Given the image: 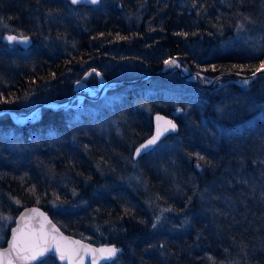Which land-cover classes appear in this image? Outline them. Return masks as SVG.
Wrapping results in <instances>:
<instances>
[{
  "label": "trees",
  "instance_id": "1",
  "mask_svg": "<svg viewBox=\"0 0 264 264\" xmlns=\"http://www.w3.org/2000/svg\"><path fill=\"white\" fill-rule=\"evenodd\" d=\"M100 1L0 0V108L66 101L88 72L134 80L179 55L209 76L251 74L264 64V0ZM5 34L31 42L4 41ZM238 80L201 86L168 68L85 97L83 107L44 106L39 120L18 124L1 113L0 136L15 139L0 140V183L22 203L0 246L23 206L36 203L62 230L121 246L106 264H264V252L251 249L254 238L264 240V194L256 193L264 191V71L248 85ZM159 112L175 117L178 132L135 157ZM118 152L123 159L113 158ZM151 154L162 162H147ZM124 163L122 175L106 171ZM151 164L178 168L183 179L164 178L159 191ZM137 175L151 181L144 194L131 190ZM93 215L117 223L101 226ZM153 219L160 226L151 231L145 223ZM89 229L98 237L81 231Z\"/></svg>",
  "mask_w": 264,
  "mask_h": 264
},
{
  "label": "water",
  "instance_id": "2",
  "mask_svg": "<svg viewBox=\"0 0 264 264\" xmlns=\"http://www.w3.org/2000/svg\"><path fill=\"white\" fill-rule=\"evenodd\" d=\"M71 2V0H69ZM101 1L98 0L97 3H91L90 0H80L79 3H76L75 5H79V4H84V5H95L100 3ZM9 36H13L16 37V41L20 42L23 46L27 47V45L30 44L31 39L30 37L26 36H17L15 35H11V34H5L3 37L4 41H9L7 38ZM12 40V41H15ZM168 61H175L176 66L173 68L174 70H177L178 73H180V75L189 80V81H194L198 84H200L201 86H207V87H212L214 84H217V82H219L220 80L223 79V77L226 76H235L237 78H245V77H255V75H257L258 73L264 71V67H260L258 68L254 73L251 74H242L240 72L234 71V72H223L220 74H217L215 76L212 77H208L205 74H203L202 72H196V71H189L188 69L184 68L182 66V64L180 62H178L176 59L169 57L165 62L164 65L158 69L157 71H148L143 77L141 78H136L134 80H105L104 83L101 86L100 91H98L97 93L94 94H87V97L90 99H94V98H98L102 95V93L109 87V86H115L118 83H126V82H136L137 80H141L144 78H147V76L150 75H157L158 73H163L167 68L168 65H170V63H166ZM199 74V75H197ZM209 79V81L206 80ZM75 94V91H73V93L71 94V96L67 99V101H69L72 96ZM51 102H58L57 100H52ZM51 102H41L40 104H37L35 106H33L28 113L26 112H16L13 111L11 109H0V112H10L13 115H24L27 116L29 115V113H32L38 109H40V107L42 106H47L49 104H51ZM159 117V119H157ZM154 126H153V132L152 134L145 139V141H143L139 147L137 149H141L140 150V154H143L147 151H149L151 148H153L154 146L157 145V143H159L161 141L162 138L170 135L171 133H175L178 132L179 128H178V122L175 119V117L172 116H167L162 112L156 113L154 115ZM171 122V123H169ZM172 125H175V128L172 127ZM159 132V136L156 139L155 144L149 145L147 148H142V145L147 144V142L149 140H151L153 137H157V133ZM136 149V150H137ZM135 150V151H136ZM136 155L135 153V157L140 156ZM35 209L36 211L33 212L32 210ZM43 215H40V214ZM23 218V219H22ZM46 218V219H45ZM16 223L13 225V227L10 230V236L8 237L7 241L5 242V245L0 246V253H5L9 250L10 247V242L12 241L13 238V233L14 231H16L17 229H21L23 230L25 233L29 232V231H38L40 226L43 225V228L46 232L52 233L53 229L58 230V232L52 233L54 235L63 237V238H67V241L71 242V241H78L81 245H86L88 246L90 249H96L99 250L101 248H116L118 249L117 253L115 254V256H112L109 258L107 253H100L99 251L96 252H89L88 254H83L82 255V264H105L108 262H111L113 259H115L118 254L122 251V248L118 245H116L115 243L111 242L108 244H103L100 243V245L98 244H94L91 241H87L84 240L82 238H80L79 236H74L71 233L65 232L64 230H62V228L59 226V224L52 219L50 213L48 212L47 209H43L41 206L37 205V204H33V205H25L23 206V208L21 209V211L19 212V214L16 217ZM76 247V246H74ZM55 255L56 259H58L60 261V263L62 264H81L80 258L79 257H74L72 260H61L59 259V255L57 253L54 252H47L45 253L44 256L42 257H38L36 260L34 261H28V262H22V264H36V262L44 259L47 255ZM0 264H3V261L0 260ZM14 264H18V262L14 261Z\"/></svg>",
  "mask_w": 264,
  "mask_h": 264
},
{
  "label": "rangeland",
  "instance_id": "3",
  "mask_svg": "<svg viewBox=\"0 0 264 264\" xmlns=\"http://www.w3.org/2000/svg\"><path fill=\"white\" fill-rule=\"evenodd\" d=\"M172 58H174V59H176L178 62H180L181 64H182V66L184 67V68H186V69H188L189 70V67H188V65H187V63L184 61V59L179 55V56H175V57H172ZM176 66V63L175 64H170V65H168V68H171V67H175ZM167 68V69H168ZM205 74V73H204ZM93 75H95L96 77H97V83H93V84H91L90 83V81L91 80H93ZM206 76H208V77H212V76H209V75H207V74H205ZM245 79H249L248 77H245ZM245 79H240V80H238L237 82L239 83V84H241V85H248L249 83H250V81H248V83L247 84H245V83H243V81H247V80H245ZM105 80H107L105 77H102L101 76V74L97 71V70H93L92 72H88L86 75H85V77H84V79H82V81H77L76 83H75V85H74V87H73V91H75L76 90V88H78L79 89V91L80 92H84V93H86V94H91V93H97L98 91H100V89H101V86H102V84L104 83V81ZM206 80L207 81H209V79H207V77H206ZM221 81V80H220ZM219 81V82H220ZM82 83L83 82V85L81 86V87H78V83ZM218 83V82H217ZM111 87H114V86H109L103 93H102V95L109 89V88H111ZM101 95V96H102ZM100 96V97H101ZM99 98V97H98ZM95 99H97V98H95ZM84 101H86V98H84V96L83 97H80V95H73L72 96V98L69 100V101H61V102H51V104H49V105H47V106H45V107H49V108H55V109H57V108H59V109H62V108H66V109H68V108H73L74 106L75 107H83V103H84ZM37 105V104H36ZM42 107H44V106H42ZM42 107H40V109H38V110H36V111H34V112H32V113H29V115H27V116H24V115H19V116H17V115H13L12 113H9L11 116H10V118L15 122V123H25V122H30V121H35V120H39L40 119V116L42 115V112H41V108ZM2 113H7V112H2ZM1 114V113H0ZM1 133H5V136H3V137H1L0 136V140H1V142H3L2 141V139H7V138H9V137H11L9 140L10 141H12V140H14L15 138H12L14 135H12L11 134V132H9V133H6V132H1ZM50 135H45L44 137H46V138H48ZM5 137V138H4ZM19 138V137H18ZM18 138H16V139H18ZM8 140V141H9ZM252 140L251 139H248L247 140V142H246V144H244V145H242V147H247V144H248V142H251ZM46 146V145H45ZM126 148H128V146H126ZM240 148V147H239ZM239 148H237V150L239 151ZM254 148L255 147H250V150H251V153H254L255 152V150H254ZM164 149V146H162L159 150H157V151H161V150H163ZM133 150V149H132ZM136 153V152H135ZM173 153H176V152H174L173 150L171 151L170 150V153L168 154V155H172ZM114 155V154H113ZM185 155V154H184ZM123 156H124V154H121V153H117L113 158L114 159H116V160H118V159H123ZM153 157H155L154 156V154H151L149 157H147V158H145V159H149V161H147V162H150L151 163V161L153 162V163H159V162H162V160L161 161H155V158H153ZM33 159L35 160V161H38L39 159L36 157V154H34L33 155ZM145 159H143V160H145ZM41 162V161H40ZM114 163H116L115 161H114ZM43 164V163H42ZM116 164H118V163H116ZM202 164H205V162H203ZM151 166H152V168H154V171H152L153 173H154V175H158L157 177L155 176L154 178H152V183H153V185L155 186V188H158L159 189V191L161 190V188L163 187V185H165L166 184V182H165V180H164V178L166 179H168V178H172V180L174 179V180H177V179H183V176H181L180 175V172H179V169L177 168L176 170H174V168L172 169V166H170L171 167V169L170 170H168V168H169V166H168V168H167V170H165V167H164V165H159L158 167H155V165L154 164H151ZM179 167H181L182 166V161H180V163H179V165H178ZM155 170H156V172H159V174H157L156 172H155ZM106 171L108 172V171H110V172H113V173H116V175L117 176H119V175H122V172H124V171H127V164L126 163H124L123 165H118L117 167H115V168H110V167H108V168H106ZM146 171V170H145ZM147 172L149 173V174H151L152 172H149V170H147ZM148 173H147V175H148ZM45 174H46V176H48L49 175V172H48V170H46L45 171ZM146 175V176H147ZM131 176V175H130ZM130 176H128L126 179H127V183H129V178H130ZM52 179H54L53 177H51ZM120 178V177H119ZM149 181V182H148ZM136 182V183H135ZM140 182V183H139ZM142 182V183H141ZM150 180L147 178V177H145L143 180H142V178L140 177V175H137V176H135L134 177V179H133V182H132V184H133V186L135 187L134 189H131L132 191H134V192H136V193H138V194H144V193H142L144 190L146 191H148V190H150L149 189V187L151 186L152 187V184H150ZM65 187V186H64ZM155 190H157V189H155ZM256 193H262V194H264V191H261V189H256ZM170 194V193H169ZM146 195V194H145ZM159 195V194H158ZM161 195V194H160ZM166 195H168V194H165V196ZM152 196H154V198H153V200L156 198V197H159V196H156V193H155V191L153 190L152 192H151V197ZM164 196V197H165ZM161 197H162V195H161ZM156 200V199H155ZM21 201L20 200H18V199H16L15 197H12L11 195H9V193H8V190L6 189V187L4 186V185H2L1 183H0V217H6L7 219H0V240H2V239H4V237L6 236V232H7V229H8V227H9V225H10V219H12V217H13V215L17 212V210H18V208L20 207V205H21ZM47 204L49 205V207L54 211V212H57V214L58 215H61L62 214V212L58 209V207H60L59 205H56V204H51V202H49V201H47ZM51 205V206H50ZM58 215H56L57 216V218H59L58 217ZM158 216V215H157ZM160 216L161 215H159V218H160ZM115 217V216H114ZM156 217V216H155ZM89 218V217H88ZM93 218L96 220V221H99V220H101V218H102V221H103V223H101V226H106V223H109V224H112V225H116V220L114 219V218H108V217H106V215H103L101 218L100 217H98L97 215H93ZM67 219V218H66ZM79 221L78 222H85L86 220H88V219H82L81 217H79V218H77ZM95 220H93V222H95ZM91 221H92V219H91ZM90 221V223H92ZM65 222V221H64ZM148 223H145V226L149 229V230H151V231H154L155 230V228H156V226H160V224H157V221L156 220H151V221H147ZM65 223H67V222H65ZM70 223H74V221H69L68 222V224L73 228V225L72 224H70ZM97 225L99 224L98 222H95ZM153 225H155V227H153ZM74 230H77L78 231V229H75V228H73ZM83 233H85L86 231H83V230H81ZM111 234H114L113 232H111ZM168 235V234H167ZM100 236H102V237H107L105 234H103V235H100ZM166 236V235H165ZM115 237V236H114ZM113 237V238H114ZM140 238L142 237V236H139ZM143 238L145 239V240H147L148 239V237H145L144 235H143ZM89 239V238H88ZM162 243H163V241H162ZM251 244H252V248L251 249H254L255 251H259L260 253H263L264 252V240H262L260 237H256V238H254L253 240H252V242H251ZM121 247V246H120ZM242 250H244V248H242ZM48 259V258H47ZM47 261V264H56L52 259H48V260H46ZM119 263H121V262H119ZM36 264H41V261L40 262H38V263H36ZM112 264H114V263H112Z\"/></svg>",
  "mask_w": 264,
  "mask_h": 264
},
{
  "label": "snow or ice",
  "instance_id": "4",
  "mask_svg": "<svg viewBox=\"0 0 264 264\" xmlns=\"http://www.w3.org/2000/svg\"><path fill=\"white\" fill-rule=\"evenodd\" d=\"M71 2L76 4L79 3L80 0H71ZM90 2L97 3L98 0H90ZM7 39L12 41L15 40L16 37L9 36ZM166 63L175 64V61H168ZM261 67H264V65ZM243 83L247 84L248 81H243ZM157 119H159V117ZM172 127L175 128V125H172ZM158 136L159 132L157 133V137H153L147 142V144L142 145V148H147L149 145L155 144ZM140 150L141 149L136 150V155L140 154ZM32 211L35 212L36 210L33 209ZM40 215L43 214L41 213ZM0 219L7 218L0 217ZM153 227H155V225H153ZM55 232H58V230L53 229L52 233ZM52 233L46 232L43 225L40 226L38 231H29L27 233L21 229H17L13 233L9 250L5 253H0V260L3 261V264H14V261L18 262V264H22V262L34 261L38 257H42L45 253L51 251L57 253L59 255V259L61 260H72L74 257H79L82 264L81 253L86 255L89 252L99 251L100 253H107L110 258L115 256L118 251V249L114 247L101 248L99 250L90 249L86 245H81L78 241L69 242L67 241V238H63ZM41 264H47V262L42 260Z\"/></svg>",
  "mask_w": 264,
  "mask_h": 264
},
{
  "label": "bare ground",
  "instance_id": "5",
  "mask_svg": "<svg viewBox=\"0 0 264 264\" xmlns=\"http://www.w3.org/2000/svg\"><path fill=\"white\" fill-rule=\"evenodd\" d=\"M83 85V82L81 83H78V87H81ZM91 94H93V93H91ZM74 95H80V97H83L84 96V98L85 97H87V94L86 93H82V92H80L79 91V89L78 88H76V90H75V94ZM9 108V107H8ZM8 108H5V109H8ZM0 109H4V108H0ZM9 109H11V110H13V111H16V112H19V111H21V110H14V109H12V108H9ZM21 112H24V111H21ZM0 113H2V112H0ZM7 113H10L9 111L7 112ZM26 113H28V112H26ZM34 204H36V203H34ZM38 205V204H37ZM40 206V205H39ZM43 208V207H42ZM43 209H45V208H43ZM16 218L14 219V222L16 223ZM91 220H89L88 222H90ZM14 223V224H15ZM13 224V225H14ZM87 225H88V223H87ZM108 225H112V224H109L108 223ZM13 227V226H12ZM74 235V234H73ZM84 235H87L88 237L90 236V237H93V238H97L98 237V235H97V231L96 230H94V229H89L88 231H86L85 233H84ZM76 236V235H75ZM80 238H82V239H84V240H87V241H91L92 243H94L92 240H88L87 238H83V237H80ZM101 243H103V244H108L109 242H101ZM113 243H115V244H117L116 242H113ZM94 244H96V243H94ZM98 245H100V244H98ZM119 255V254H118ZM48 256H51V258H48V259H52L56 264H62V263H60V261L58 260V259H56V257H55V255H47L46 257H48ZM46 257L44 258V259H46ZM44 259H42V260H44ZM47 259V260H48ZM41 260V261H42ZM47 262V261H46Z\"/></svg>",
  "mask_w": 264,
  "mask_h": 264
}]
</instances>
